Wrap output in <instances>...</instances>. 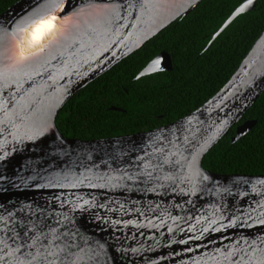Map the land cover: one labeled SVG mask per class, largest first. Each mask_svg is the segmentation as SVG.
Here are the masks:
<instances>
[{"label": "water", "instance_id": "obj_1", "mask_svg": "<svg viewBox=\"0 0 264 264\" xmlns=\"http://www.w3.org/2000/svg\"><path fill=\"white\" fill-rule=\"evenodd\" d=\"M203 1L21 0L0 15V264H264V176L203 167L264 93V33L213 99L171 125L89 141L57 126L89 84ZM50 16L63 33L10 60L17 36ZM172 70L162 53L137 79Z\"/></svg>", "mask_w": 264, "mask_h": 264}, {"label": "trees", "instance_id": "obj_2", "mask_svg": "<svg viewBox=\"0 0 264 264\" xmlns=\"http://www.w3.org/2000/svg\"><path fill=\"white\" fill-rule=\"evenodd\" d=\"M21 0H0V15ZM247 0H204L75 96L57 118L66 138L102 140L171 125L213 99L232 79L264 33V0L214 36ZM167 53L173 70L137 79ZM114 108L119 109L113 110ZM257 122L233 143L238 126ZM211 150L204 169L221 175L264 176V93L241 123Z\"/></svg>", "mask_w": 264, "mask_h": 264}, {"label": "bare ground", "instance_id": "obj_3", "mask_svg": "<svg viewBox=\"0 0 264 264\" xmlns=\"http://www.w3.org/2000/svg\"><path fill=\"white\" fill-rule=\"evenodd\" d=\"M65 22L68 21L66 20ZM64 29V23L58 16H50L35 22L28 30L17 36L18 38L11 49L9 59L13 58V60L19 62L29 56H41L46 47L51 43L49 41L51 39L55 40L63 33ZM35 37H38V39ZM42 47H44V50H41Z\"/></svg>", "mask_w": 264, "mask_h": 264}, {"label": "snow or ice", "instance_id": "obj_4", "mask_svg": "<svg viewBox=\"0 0 264 264\" xmlns=\"http://www.w3.org/2000/svg\"><path fill=\"white\" fill-rule=\"evenodd\" d=\"M36 39H38V37H35Z\"/></svg>", "mask_w": 264, "mask_h": 264}]
</instances>
